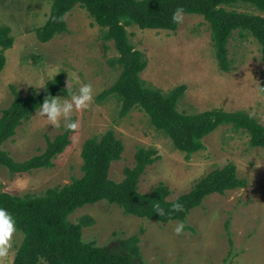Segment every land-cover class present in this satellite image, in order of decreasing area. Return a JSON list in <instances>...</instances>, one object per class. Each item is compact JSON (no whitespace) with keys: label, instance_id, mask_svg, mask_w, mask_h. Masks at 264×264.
Segmentation results:
<instances>
[{"label":"rangeland","instance_id":"obj_1","mask_svg":"<svg viewBox=\"0 0 264 264\" xmlns=\"http://www.w3.org/2000/svg\"><path fill=\"white\" fill-rule=\"evenodd\" d=\"M52 3L0 0V24L9 25L15 37L0 72V116L14 98L11 86L29 95L43 89L51 80L48 78L58 73L64 74V91L55 98L61 102L68 98V82L72 92L82 84H91L94 99L88 109L73 111L71 120L78 127L70 145L54 159L53 167L14 177L7 168L0 167V189L12 194L41 193L49 187L70 184L83 175L81 153L86 140L110 129L125 145L122 158L110 168V177L115 181L124 179V169L134 165L140 146L158 149L159 159L140 178L141 192H149L163 182L171 188L170 198L174 199L189 192L202 177L232 162L247 185L206 197L183 222L187 227L181 235L173 229L182 221L163 223L140 218L107 201L87 204L69 220L76 223L85 215L94 218L93 225L83 228V239L100 246L118 247L119 240L140 234L146 264H224L227 257L231 264H264V147L252 146L247 132L222 125L204 138L205 148L188 159L142 108L135 107L121 116L116 97L98 101V95L116 82L121 71L109 61L118 55L115 43L103 38L102 27L80 5L67 13L66 32L47 42L40 41L35 30L47 22ZM236 9L264 15L250 5H238ZM183 14L184 21L176 31L141 29L137 25L127 28L132 44L148 58L141 77L164 92L186 84L178 104L181 112L245 110L264 125V63L258 41L251 35L242 37L236 30L228 46L232 68L223 71L218 65L210 23L202 15ZM66 123L62 120L59 127H52L39 116L38 109L3 148L16 160L29 159L45 150L48 138L64 132ZM228 219L233 247L226 230ZM23 239L24 234L17 229L3 264H13Z\"/></svg>","mask_w":264,"mask_h":264},{"label":"trees","instance_id":"obj_2","mask_svg":"<svg viewBox=\"0 0 264 264\" xmlns=\"http://www.w3.org/2000/svg\"><path fill=\"white\" fill-rule=\"evenodd\" d=\"M77 5L90 13L102 27L103 38L113 41L118 51V55L109 61L112 67L120 68L119 77L98 95V101L116 97L121 104V116H126L135 107L142 108L153 125L165 132L175 148L186 153L188 159L203 150L204 138L222 125L247 132L252 146L264 147V125L245 110L181 112L178 104L187 85L181 84L164 92L147 83L141 73L148 66V58L135 48L127 31L133 25L141 29L176 31L180 24L173 23L171 18L177 9L202 15L211 25L218 65L227 72L232 68L228 46L236 30L242 37L251 35L258 41L264 63V15L236 9L238 5H250L264 13V0H53L47 22L35 30L39 40L47 42L66 32V15ZM14 44L11 27L0 24V72L7 63L6 51ZM63 84L64 74L58 73L43 89L29 95H22L11 86L14 98L2 109L0 116V167L7 168L11 176L53 167L54 159L70 145L74 131L65 129L54 139H47L41 154L23 161L16 160L3 148L45 98L56 97L64 91ZM124 150L122 139L110 129L86 140L81 153L83 175L70 184L49 187L41 193L12 194L0 189V207L13 215L16 228L24 234L13 264H146L140 234L119 240L118 247L100 246L83 239V228L93 225L94 218L85 215L74 223L69 216L87 204L107 201L120 206L129 215L163 223L175 220L185 223L192 209L200 206L206 197L247 185V180L239 177L237 166L231 162L202 177L189 192L174 199L170 198L171 188L163 182L149 192H141L140 178L147 167L159 159L158 149L140 146L135 153L134 165L125 167L122 181H115L110 177V168L114 161L122 158ZM175 202L183 204V211H172ZM157 203L164 209V215L155 213ZM230 228L228 219L226 230L233 247ZM231 263L230 258L224 259V264Z\"/></svg>","mask_w":264,"mask_h":264},{"label":"clouds","instance_id":"obj_3","mask_svg":"<svg viewBox=\"0 0 264 264\" xmlns=\"http://www.w3.org/2000/svg\"><path fill=\"white\" fill-rule=\"evenodd\" d=\"M172 22L181 24L184 21V14L182 9H177L172 15ZM48 79H52L51 76ZM43 86V85H41ZM68 98L63 102L55 98L44 99L39 108V116L46 119L52 127H59L61 121H65L67 129L75 131L78 127L77 123L71 120L73 111H82L90 107L93 102V88L91 84H82L77 92H72L67 82ZM183 204L175 202L172 204L173 212L183 211ZM155 213L159 216L164 215V209L160 207L159 203L154 205ZM185 224L180 222L176 224L173 231L177 235H181L184 231ZM16 220L13 215L5 208L0 207V264L9 255L14 234L16 233Z\"/></svg>","mask_w":264,"mask_h":264}]
</instances>
